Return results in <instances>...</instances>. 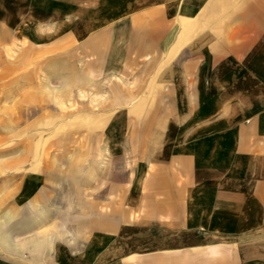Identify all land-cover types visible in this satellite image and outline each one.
Wrapping results in <instances>:
<instances>
[{
  "label": "crops",
  "instance_id": "0c3cea01",
  "mask_svg": "<svg viewBox=\"0 0 264 264\" xmlns=\"http://www.w3.org/2000/svg\"><path fill=\"white\" fill-rule=\"evenodd\" d=\"M0 11L17 67L53 69L57 103L81 124L54 184L71 191L28 186L34 223L63 226L40 227L46 241L9 264H264V0H0Z\"/></svg>",
  "mask_w": 264,
  "mask_h": 264
},
{
  "label": "rangeland",
  "instance_id": "374dc122",
  "mask_svg": "<svg viewBox=\"0 0 264 264\" xmlns=\"http://www.w3.org/2000/svg\"><path fill=\"white\" fill-rule=\"evenodd\" d=\"M2 13L6 12L0 11V16ZM9 14L13 17L10 22H14L15 12ZM3 24L5 20L0 18V264H9L15 263L18 247L24 248L26 257L27 245L33 238L46 241V236L38 234L43 230L40 227L55 223L63 226L60 219L39 223L36 219L34 223L28 186L39 181L38 195L60 197L65 190L71 191L69 186L54 184L63 178L65 166L70 167L66 163L76 158L75 154H67L66 158L64 153L78 149L81 124L64 115L67 109L57 100L64 98V92L57 90L53 69L32 73L31 65L17 67L18 44L13 36L5 41ZM69 174L70 171L67 175L71 179ZM55 203L51 204V211L54 206L56 210L63 207L61 202ZM48 205L37 203L36 211H46ZM1 235H5L6 243Z\"/></svg>",
  "mask_w": 264,
  "mask_h": 264
}]
</instances>
